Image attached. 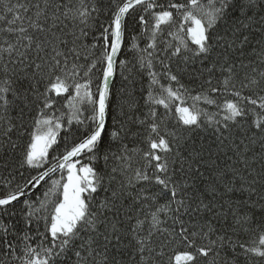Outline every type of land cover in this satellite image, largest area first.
I'll use <instances>...</instances> for the list:
<instances>
[{
    "label": "snow or ice",
    "instance_id": "obj_1",
    "mask_svg": "<svg viewBox=\"0 0 264 264\" xmlns=\"http://www.w3.org/2000/svg\"><path fill=\"white\" fill-rule=\"evenodd\" d=\"M0 264H264V0H0Z\"/></svg>",
    "mask_w": 264,
    "mask_h": 264
},
{
    "label": "trees",
    "instance_id": "obj_2",
    "mask_svg": "<svg viewBox=\"0 0 264 264\" xmlns=\"http://www.w3.org/2000/svg\"><path fill=\"white\" fill-rule=\"evenodd\" d=\"M12 2H15V0H12ZM127 43H128V37H126V39H125V52H126L127 56L129 58H131L133 54L130 53V52H127ZM123 57H124V53L121 54V58H123ZM125 83L126 82H124L122 77L120 76L119 66H117V73H116V75H115V77L113 79V83L111 84V87H110V108H109V117H108V123H109L110 127H111V124H112V118L113 117H116L117 120L122 119V117L117 115V113L119 112V108H118L119 101L122 98L125 99V100L129 99V97L127 96L126 93L122 97L121 94H120V91H119L121 86L124 85ZM128 87H130V86H128ZM134 95H135L136 99L142 105V100L140 99L141 87H140L139 81L136 84V87H135V90H134ZM58 175L59 174L57 173V178H58Z\"/></svg>",
    "mask_w": 264,
    "mask_h": 264
},
{
    "label": "bare ground",
    "instance_id": "obj_3",
    "mask_svg": "<svg viewBox=\"0 0 264 264\" xmlns=\"http://www.w3.org/2000/svg\"><path fill=\"white\" fill-rule=\"evenodd\" d=\"M111 87V86H110Z\"/></svg>",
    "mask_w": 264,
    "mask_h": 264
}]
</instances>
